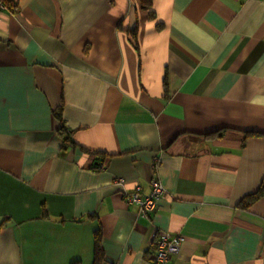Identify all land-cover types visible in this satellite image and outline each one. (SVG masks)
<instances>
[{"label": "crops", "instance_id": "0c3cea01", "mask_svg": "<svg viewBox=\"0 0 264 264\" xmlns=\"http://www.w3.org/2000/svg\"><path fill=\"white\" fill-rule=\"evenodd\" d=\"M6 1L0 264H264V1Z\"/></svg>", "mask_w": 264, "mask_h": 264}, {"label": "built area", "instance_id": "2783aa9c", "mask_svg": "<svg viewBox=\"0 0 264 264\" xmlns=\"http://www.w3.org/2000/svg\"><path fill=\"white\" fill-rule=\"evenodd\" d=\"M8 9L9 5L6 0H0V10ZM116 181L120 186L124 184L123 178H117ZM164 194L165 189L157 178L149 182V191L146 194H142L139 185H136L132 190L121 188V195L124 201L127 204H136L142 216L152 213L156 208L157 201ZM183 240L181 235H173L164 231L159 232L152 243L151 264H168L170 255L178 252Z\"/></svg>", "mask_w": 264, "mask_h": 264}, {"label": "trees", "instance_id": "16d2710c", "mask_svg": "<svg viewBox=\"0 0 264 264\" xmlns=\"http://www.w3.org/2000/svg\"><path fill=\"white\" fill-rule=\"evenodd\" d=\"M7 4L9 3L8 1H6ZM140 6L143 9H150L151 5H152V0H139ZM9 5V4H8ZM10 9H13V7H11L9 5ZM150 16H153V13L150 12L149 13ZM54 117L59 120L60 122V116L59 113L54 112ZM59 130H63L64 126L62 125V123H60V126L58 128ZM262 195H264V180H262L259 188L252 194L244 197L241 201H240V205L242 207H248L251 203H253L254 201H256L259 197H261ZM97 249H98V238H95V259L94 261L96 262L97 258H98V253H97Z\"/></svg>", "mask_w": 264, "mask_h": 264}]
</instances>
